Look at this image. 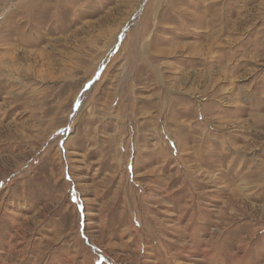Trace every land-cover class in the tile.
I'll list each match as a JSON object with an SVG mask.
<instances>
[{
    "label": "rangeland",
    "instance_id": "1",
    "mask_svg": "<svg viewBox=\"0 0 264 264\" xmlns=\"http://www.w3.org/2000/svg\"><path fill=\"white\" fill-rule=\"evenodd\" d=\"M0 264H264V0H0Z\"/></svg>",
    "mask_w": 264,
    "mask_h": 264
}]
</instances>
